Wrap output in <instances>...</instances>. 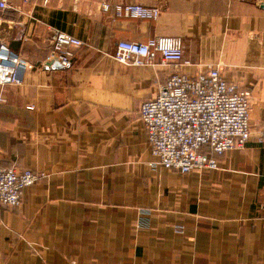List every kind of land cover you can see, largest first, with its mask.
I'll list each match as a JSON object with an SVG mask.
<instances>
[{"label":"crops","instance_id":"1","mask_svg":"<svg viewBox=\"0 0 264 264\" xmlns=\"http://www.w3.org/2000/svg\"><path fill=\"white\" fill-rule=\"evenodd\" d=\"M100 2L160 11L120 17ZM11 3L10 46L36 67L21 85L0 87V167L44 177L23 190L20 207L0 205V264H264V144L254 136L211 155L216 170H153L139 118L174 70L217 65L251 91L255 135L264 126V0ZM52 29L83 42L67 66L39 63ZM158 36L181 38L177 67L159 56L141 66L113 57L119 40Z\"/></svg>","mask_w":264,"mask_h":264},{"label":"built area","instance_id":"2","mask_svg":"<svg viewBox=\"0 0 264 264\" xmlns=\"http://www.w3.org/2000/svg\"><path fill=\"white\" fill-rule=\"evenodd\" d=\"M11 9L16 10L11 0H0V87L21 85L26 70L36 67L10 46L15 38L10 33L14 20L5 13ZM99 9L101 12L113 9L120 17L148 20L156 19L160 11L157 7L137 3L111 5L108 2H100ZM82 46L80 39L52 29L50 52L45 62L52 59L67 66ZM182 54L181 38L158 36L146 42L119 40L113 57L124 64L141 66L153 64L159 56L162 63L177 67L182 62ZM250 99L251 91L234 80L225 79L217 65L207 66L206 70L195 74L174 70L159 85L155 97L145 100L139 108V118L156 159L149 164L150 168L182 174L195 169L216 170L217 160L211 155L219 157L240 149L254 136L258 143L264 144V126L253 135L249 125ZM26 108L33 110L31 106ZM43 177L42 173L0 167V205L12 209L20 207L23 190ZM260 208L264 210V204ZM140 213L150 215L145 209ZM142 219L137 221V229L147 226ZM174 231L182 233V227L175 226Z\"/></svg>","mask_w":264,"mask_h":264},{"label":"water","instance_id":"3","mask_svg":"<svg viewBox=\"0 0 264 264\" xmlns=\"http://www.w3.org/2000/svg\"><path fill=\"white\" fill-rule=\"evenodd\" d=\"M264 7V5H263ZM45 67H54V68H57V67H61L62 65L60 63H58L57 61H54V60H48L46 61L44 64H43Z\"/></svg>","mask_w":264,"mask_h":264}]
</instances>
